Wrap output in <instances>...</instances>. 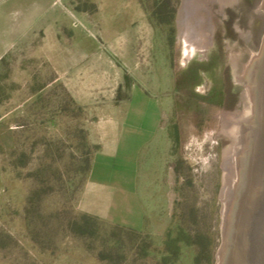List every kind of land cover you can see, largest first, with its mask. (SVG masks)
Instances as JSON below:
<instances>
[{"label":"rangeland","instance_id":"374dc122","mask_svg":"<svg viewBox=\"0 0 264 264\" xmlns=\"http://www.w3.org/2000/svg\"><path fill=\"white\" fill-rule=\"evenodd\" d=\"M182 4L0 0V264H216L224 144L249 105L219 4L188 61ZM111 121L122 148L95 177L133 180L140 228L80 208Z\"/></svg>","mask_w":264,"mask_h":264},{"label":"water","instance_id":"95a60500","mask_svg":"<svg viewBox=\"0 0 264 264\" xmlns=\"http://www.w3.org/2000/svg\"><path fill=\"white\" fill-rule=\"evenodd\" d=\"M219 4L223 14L227 71L248 101L245 119L224 144L221 163L223 239L216 264H264V0H183L182 47L188 61L202 48L195 17Z\"/></svg>","mask_w":264,"mask_h":264},{"label":"crops","instance_id":"0c3cea01","mask_svg":"<svg viewBox=\"0 0 264 264\" xmlns=\"http://www.w3.org/2000/svg\"><path fill=\"white\" fill-rule=\"evenodd\" d=\"M118 125V122L111 121L107 126L101 127V129L98 128L100 137L97 144L100 148L95 153L96 159L93 160L90 176L80 195L79 204L81 210L85 212L102 218L124 221L133 227L140 228L146 218V212L142 203L139 209L140 212H135L136 214L131 208L133 199L141 202L140 191L133 192L132 190L135 187L137 188L133 180L128 179L126 181L124 190L122 185L101 181L95 177L97 156H115L122 148L124 133L121 132Z\"/></svg>","mask_w":264,"mask_h":264},{"label":"bare ground","instance_id":"6f19581e","mask_svg":"<svg viewBox=\"0 0 264 264\" xmlns=\"http://www.w3.org/2000/svg\"><path fill=\"white\" fill-rule=\"evenodd\" d=\"M228 123H230V122H228ZM229 125H230V124H226L227 127H228ZM230 126H231V128H230L231 130H232V128H233V130H232L233 133H232V132H231V133H232V135L234 136V135H235V129H236L235 126H236V125L234 124L233 127H232V124H231ZM229 132H230V131H229Z\"/></svg>","mask_w":264,"mask_h":264},{"label":"trees","instance_id":"16d2710c","mask_svg":"<svg viewBox=\"0 0 264 264\" xmlns=\"http://www.w3.org/2000/svg\"><path fill=\"white\" fill-rule=\"evenodd\" d=\"M178 82H179L178 84H180V81H179V80H178ZM178 84L176 83V86H177V87H178ZM83 218H86V219H87V218H93V217H91V216H89V215H86V214H84V215H83Z\"/></svg>","mask_w":264,"mask_h":264}]
</instances>
